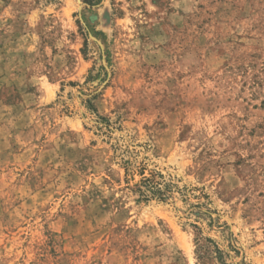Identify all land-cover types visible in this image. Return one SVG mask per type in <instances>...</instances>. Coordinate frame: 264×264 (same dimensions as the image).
Segmentation results:
<instances>
[{"label":"rangeland","instance_id":"rangeland-1","mask_svg":"<svg viewBox=\"0 0 264 264\" xmlns=\"http://www.w3.org/2000/svg\"><path fill=\"white\" fill-rule=\"evenodd\" d=\"M223 263L264 264V0H0V264Z\"/></svg>","mask_w":264,"mask_h":264},{"label":"trees","instance_id":"trees-1","mask_svg":"<svg viewBox=\"0 0 264 264\" xmlns=\"http://www.w3.org/2000/svg\"><path fill=\"white\" fill-rule=\"evenodd\" d=\"M129 163V162H128ZM126 174L129 175L131 170L129 167H125ZM139 175L141 179L135 184L137 192L140 196V201H149L151 199H159L160 201H165L167 193L169 191L170 184L163 180L162 175H158V177L162 178V180H156L155 174L146 175V169L140 168ZM217 252H221L219 249ZM226 264V263H223Z\"/></svg>","mask_w":264,"mask_h":264}]
</instances>
